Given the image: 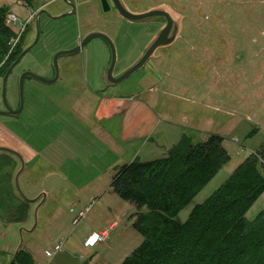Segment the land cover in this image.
Returning a JSON list of instances; mask_svg holds the SVG:
<instances>
[{
	"label": "rangeland",
	"instance_id": "rangeland-1",
	"mask_svg": "<svg viewBox=\"0 0 264 264\" xmlns=\"http://www.w3.org/2000/svg\"><path fill=\"white\" fill-rule=\"evenodd\" d=\"M122 1L132 10L168 4L184 17L182 34L173 47L163 51L162 64L148 60L121 86L103 93L139 96L159 117L179 126L181 133L194 142L204 141L209 135L221 136L222 145L230 156L175 217L177 222L183 223L196 204L208 198L264 143V0ZM72 3L76 7L74 14L48 21L49 15L66 13L71 6L65 0H0V9L14 13L19 23L26 21L31 12L46 11L40 14L39 41L26 55L29 64L40 73H46L50 63L54 70V51L71 46L76 33L92 31L104 32L112 40L116 52L114 71L117 72L136 58L152 32L130 28L122 21L112 0H108L106 11L100 0H72ZM65 21L75 24L73 37L64 35L62 30L51 36L55 29L50 24L62 29ZM29 22L22 34L23 47L35 37V22ZM10 27L17 32L20 30V24ZM110 59V47L104 39L96 37L76 53L60 56L58 71L59 65L63 69L64 64H68V72H74V83L86 87V81L94 82L95 73L100 77ZM16 72L14 68L6 89L7 101L12 106L18 97ZM57 81L53 84L38 81L24 90V103H34L43 111L34 121H41L39 118L46 114L51 121L39 126L35 137L33 133L26 134L28 143L44 157L28 165L17 186L25 196L39 190L45 196L32 205L34 210L30 211L27 222L28 226L32 225L31 232L19 233L12 227L0 235V264H9L20 242L39 264H120L143 239L132 225L136 209L111 191L110 184L117 172V168L112 167L114 151L86 124L92 119L96 99L87 101L88 119L80 123L60 109V103L69 100L70 79L63 73ZM76 94L78 96V91ZM52 96L56 101L50 100ZM4 107L0 78V110ZM25 114L26 111L20 116L25 123L22 128L15 117L0 115V140L2 134L15 135L34 129L32 126L37 121L27 120ZM143 114L149 116V112ZM164 153L161 151L155 156ZM262 210L264 192L245 217L252 220ZM103 230L107 231L106 238L89 246L87 240L91 233ZM60 242L62 250L49 257L47 251Z\"/></svg>",
	"mask_w": 264,
	"mask_h": 264
},
{
	"label": "trees",
	"instance_id": "trees-1",
	"mask_svg": "<svg viewBox=\"0 0 264 264\" xmlns=\"http://www.w3.org/2000/svg\"><path fill=\"white\" fill-rule=\"evenodd\" d=\"M5 15L1 8V85L23 48V36L11 47L16 31L5 23ZM222 142L218 135L194 142L183 134L163 156L135 159L117 169L110 187L136 209L132 225L143 238L120 264H264V210L252 220L245 217L264 192V143L183 223L175 220L230 160ZM13 264L35 262L20 250Z\"/></svg>",
	"mask_w": 264,
	"mask_h": 264
},
{
	"label": "flooded vegetation",
	"instance_id": "flooded-vegetation-1",
	"mask_svg": "<svg viewBox=\"0 0 264 264\" xmlns=\"http://www.w3.org/2000/svg\"><path fill=\"white\" fill-rule=\"evenodd\" d=\"M104 1L106 2V4L103 3ZM65 2L71 6L69 10H67L66 13H69L68 15L74 14L76 7L72 3V0H65ZM100 4L103 10L106 11L109 9L108 0H100ZM126 7L131 13H136V14L143 13L151 9L159 8L162 11H164L166 15L168 16L167 17L166 15H156V16H152L149 18H145L144 20H132V19L130 20V19L123 18L122 16L119 15L122 18V21H125L127 25H130V28L136 27L137 30H139V32L152 31L148 40L142 45L141 49L138 51L136 58L127 67H129L137 58H139L142 55L145 49L149 46V44L153 41V39L157 35H159V33L165 31V36H164L165 42L157 46L153 50L152 54L150 55V58L148 59L149 61L150 60L158 61L159 64H162L163 63L162 60L164 59L163 51L168 50L171 47H173L177 43L178 39L181 38L184 17L178 11L174 10L171 6L165 3H160V4L151 6L144 10H132L128 7V5ZM35 15H36V12H35ZM40 19H41V16H39L38 21ZM51 20H54V19L53 18L48 19V21H51ZM32 21L35 22V16L33 17ZM136 21H144V22H136ZM50 25H52L53 28L55 29V32H51L52 29L50 30L51 36L52 35L56 36L55 33H57L59 30L60 31L62 30L63 34L66 33L64 35H68V37H73L75 33L73 29L76 30L75 24L72 21L63 22L62 29H59L57 24L51 23ZM141 28L145 30H141ZM85 35L86 34L76 33L75 38L73 39L74 40L73 44L71 46L61 47L55 50L54 52L59 51V50H64V49H71L73 47H76L77 45H80ZM29 44L30 42L26 46H28ZM26 46H24L22 50ZM30 51L24 54L22 58L20 59V61L15 66V68H17L16 76L14 78L16 87L18 86V80H19L20 75L25 71H31L42 77L49 78V79L55 76V69L53 70L51 63L47 66L46 73L44 74L37 71L32 66V63L29 64V59L28 58L26 59V55L29 54ZM127 67L117 72L114 71L113 75L118 76ZM68 69H69L68 64H64L63 69L61 65H59V76H58L57 82L61 80L63 73H64L70 79L69 84H71V92L67 95L69 100L67 101L65 100L64 102H62V104L60 103L61 105L60 109L66 112L67 114L69 113L68 115L70 117H72L73 119H75L76 121L80 123H83V121H85L86 119L85 109H86L87 101L90 102L91 99L93 100V99L98 98V95H100V93H103L104 91L111 89V88L116 89L117 87L123 84L121 82L118 85L106 86V83L102 75L103 72H102L100 74V77H98L99 80L97 78V74L95 73L94 78H93L94 82L90 83L86 81L85 83L86 87L84 86L81 87V86H78L77 83H74L73 81L74 77H72L74 75V72L69 73ZM71 79H72V82H71ZM36 84H38V81L29 75L24 78V90L27 87L34 86ZM90 84L91 85L93 84L95 87H92ZM76 91H78V96L76 94ZM86 92L88 95H86ZM118 94L122 95L123 93L118 92ZM50 100L53 101V99H50ZM70 100L72 101L71 104L69 103ZM10 105L13 109L18 108L19 98L17 97V102L14 106H12V104ZM1 110H5V107L2 108ZM24 111L27 112V114H25L24 116L27 118V120L30 119L31 122L34 121L35 116H38V115L41 116V114L43 113V111L39 108L38 105L34 103H30L26 105V103H24L21 113L15 116V119H14L18 121L19 127L21 128L25 125V123L22 120H20L21 119L20 116L23 115ZM2 116H6V115H2ZM6 117H9V116H6ZM47 117L48 116L46 114L45 116L39 118L41 121L35 120L37 122L34 121L35 124H33L32 126L34 127V129L32 128L31 132L29 131L22 132L20 130L23 136L18 133L17 135H15L16 137L15 136L8 137V138L6 137V138H3L2 141H0V235H4V232L6 230H9L12 227H15L16 230L19 231V233H23V232L29 233L27 231L32 228L31 227L32 225H29V226L27 225V222L29 220L30 211L32 212V210H34V208H32V205L34 202L30 201L29 199H33L34 197L38 196L42 192L39 190L32 196H25L24 192H22L19 186H17L18 185L17 183L19 181V178L24 174V172L28 168V165L32 166V164L35 163V161L38 158L40 159L41 157H44L43 155L40 156L37 153L36 148L33 145L28 143L26 139L28 137H25V136L28 133L29 134L33 133L32 136L35 137L36 132H38V130L36 129H38L39 126H42V124L43 126L47 125V123L50 121L47 119ZM9 118H12V117H9ZM32 118H33V121H32ZM43 118H45L46 120H44ZM16 249L14 253L12 254V256L10 257L9 264H13L15 262L16 255L20 250H26L21 247L16 253Z\"/></svg>",
	"mask_w": 264,
	"mask_h": 264
},
{
	"label": "crops",
	"instance_id": "crops-1",
	"mask_svg": "<svg viewBox=\"0 0 264 264\" xmlns=\"http://www.w3.org/2000/svg\"><path fill=\"white\" fill-rule=\"evenodd\" d=\"M51 99L56 101L55 96ZM94 101L97 103L91 114L92 119H88L86 115V124L113 149L114 169L135 159L143 161L158 158L155 155L161 151L166 154L183 135L179 126L159 117L139 96L100 93ZM143 112H149V116L141 115ZM3 128L6 130V127ZM18 133L22 135L21 132ZM15 135L2 134L0 141ZM110 189L114 192L111 187Z\"/></svg>",
	"mask_w": 264,
	"mask_h": 264
},
{
	"label": "water",
	"instance_id": "water-1",
	"mask_svg": "<svg viewBox=\"0 0 264 264\" xmlns=\"http://www.w3.org/2000/svg\"><path fill=\"white\" fill-rule=\"evenodd\" d=\"M112 2L114 4V6L116 7V9L118 10L119 15L122 16L123 18L130 19V20L131 19L132 20H144L145 18H149V17L156 16V15H166V13L159 8L151 9V10H148L146 12L138 13V14L131 13L127 9V7L125 6V4L122 0H112ZM103 3L106 4L105 1ZM104 9H106V8H104ZM41 13H46V11L40 10L35 15V37H34L33 41L20 52V54L16 57V59L10 64V66L8 67V69L6 70V72L2 78V100H3L4 106H5V110H0V115L15 117L21 113L22 108H23V104H24V78L26 76L29 75L32 78H34L35 80L42 82V83H45V84L55 83L58 80V76H59L58 65H57L58 58L62 55H71V54L76 53L77 51L80 50V48L82 46H84L86 43H88L93 38L100 37V38L104 39L106 41V43L108 44V46L110 47V50H111L110 62L107 65V67L105 68V70L103 71V78H104V81L106 83V86L118 85L121 82H123L124 80H126L130 75H132L134 72H136L137 70H139L140 68H142L145 65V63L150 58V55L152 54L153 50L157 46H159L160 44H163L165 42L164 41L165 31H164V32L159 33V35H157L153 39V41L145 49V51L142 53V55L139 58H137L129 67H127L124 71H122L118 76H114L113 71H114V67H115V63H116V52H115V48H114V44L112 43V40L104 32H100V31L89 32L88 34H86L83 37L80 45H77L76 47H73L71 49L59 50V51H56L54 53L53 65H54V69H55V76L53 78H50V79L45 78V77H42V76H40L34 72H31V71H25L20 75L19 80H18V86H17L19 106H18V108L13 109L10 106V104L8 103L7 97H6L7 81H8V78H9L11 72L13 71V69L15 68L17 63L20 61L22 56L24 54H26L27 52H29L32 48H34L36 46V44L38 43L39 36H40L39 35L40 34V25H39L38 18H39ZM68 14L69 13H63V14L57 15V16H51V15H49V16L53 19H60V18L66 16ZM136 22H144V21H136ZM41 196L42 197L45 196V193L42 192L38 196L34 197L33 199H29V200L32 202H35ZM32 229L33 228L29 229L27 232H31ZM21 245H22V242H20L18 248L16 249V253L21 248Z\"/></svg>",
	"mask_w": 264,
	"mask_h": 264
},
{
	"label": "built area",
	"instance_id": "built-area-1",
	"mask_svg": "<svg viewBox=\"0 0 264 264\" xmlns=\"http://www.w3.org/2000/svg\"><path fill=\"white\" fill-rule=\"evenodd\" d=\"M34 16H35V12H31L29 17H28V19L26 21H21L19 23V19L14 13H12L10 11L6 12L5 23L7 25H9V26H11V25L17 26V25L20 24V30L18 32L16 31V36L14 37V39L11 42V47L12 48L18 43V41L20 40V38H21V36L23 34V31L25 30L26 26L30 23L29 21H31ZM106 236H107V231L106 230H103L101 232H93L89 236V238L87 240V244L89 246H94L97 242L103 241L106 238ZM62 247H63V243L62 242L57 243L56 245L53 246V248L51 250L47 251V255L49 257L54 256L55 254H57L58 252H60L62 250ZM35 264H39V263H35Z\"/></svg>",
	"mask_w": 264,
	"mask_h": 264
}]
</instances>
